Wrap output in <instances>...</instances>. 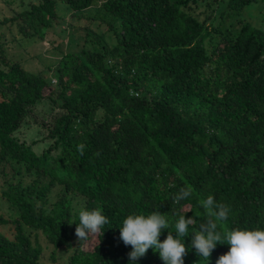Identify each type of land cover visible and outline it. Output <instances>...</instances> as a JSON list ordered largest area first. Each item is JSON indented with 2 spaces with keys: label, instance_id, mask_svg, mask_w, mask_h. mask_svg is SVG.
<instances>
[{
  "label": "trees",
  "instance_id": "16d2710c",
  "mask_svg": "<svg viewBox=\"0 0 264 264\" xmlns=\"http://www.w3.org/2000/svg\"><path fill=\"white\" fill-rule=\"evenodd\" d=\"M254 1L102 0L98 30L86 22L85 45L61 54L54 86L11 44L47 40L58 2L75 16L96 0L18 11L3 1L13 12L0 19V198L12 214L0 215V264H58L60 249L66 264H130L119 230L128 215L165 214L162 242L180 215L199 227L208 195L230 209L219 230H264V30L236 17ZM26 124L36 138L19 135ZM181 188L191 194L176 203ZM97 208L109 223L80 241L79 211ZM188 231L184 264L229 251L218 243L208 261ZM135 264L164 262L149 248Z\"/></svg>",
  "mask_w": 264,
  "mask_h": 264
},
{
  "label": "clouds",
  "instance_id": "9594fccd",
  "mask_svg": "<svg viewBox=\"0 0 264 264\" xmlns=\"http://www.w3.org/2000/svg\"><path fill=\"white\" fill-rule=\"evenodd\" d=\"M190 194L191 189L181 188L173 199L179 203ZM200 204L205 209L207 218L199 223V227H196L197 222L193 217L186 219L185 214L180 215L174 226L176 235L168 231L162 242L159 237L168 228L165 214L154 211L147 216L128 215L119 230L120 239L132 248L128 253L130 264H135L139 258L145 256L149 248L159 253L164 264H184L183 257L187 254L184 238L190 235L189 226L193 228L190 247L195 249L198 256L209 261L219 243L230 247L229 251L218 257L216 264H264V230L236 228L221 231L218 224L228 219L229 207L216 203L212 195L202 199ZM78 218L75 234L80 241L101 232L104 225L109 223L99 208L82 209Z\"/></svg>",
  "mask_w": 264,
  "mask_h": 264
},
{
  "label": "rangeland",
  "instance_id": "374dc122",
  "mask_svg": "<svg viewBox=\"0 0 264 264\" xmlns=\"http://www.w3.org/2000/svg\"><path fill=\"white\" fill-rule=\"evenodd\" d=\"M4 0H0V19L2 15H7L12 13L13 10L7 9ZM102 0H96V4L91 8L78 12L77 15L73 16V12L69 10L65 4L60 2L57 3L56 9L59 13L60 18L49 30L47 35V40L36 39H16L14 44H11L8 54L21 62L25 69L30 72H44V74L51 78L53 86L56 84L53 77V68L55 67L57 61L59 60L62 53L74 52L79 50L84 46L85 32H86V22L90 26V30H98L99 20L93 18H101V13H98L99 3ZM36 3L37 0H12L11 8L15 11L20 10L22 7L27 6V4ZM200 9H203L202 7ZM98 13V14H97ZM81 17L78 19L77 17ZM90 17V18H89ZM237 18H243L256 27H262L264 30V4L261 0H255L250 5H247L241 12L236 15ZM228 21V20H227ZM4 29V28H3ZM7 37L11 38L13 34L12 30L7 27ZM104 31V26L98 32ZM11 32V33H10ZM18 37V36H17ZM106 40L108 43L112 44L114 42L112 35H106ZM88 44V43H87ZM44 94H48V90L44 91ZM42 107H45L46 100L43 102ZM34 126L31 124L24 125L19 135L26 140L36 138L34 136ZM43 144L39 143L35 145V150L40 151ZM1 191V183H0ZM11 215L12 212L9 210L7 204L0 198V215ZM3 215V216H5ZM0 231L5 234L8 233V226H0ZM7 232V233H6ZM39 242L44 247V261L49 263L48 255L50 254L52 248L47 246L46 241L40 235ZM62 249L56 252V262L58 264H66V258L69 254L65 255Z\"/></svg>",
  "mask_w": 264,
  "mask_h": 264
}]
</instances>
